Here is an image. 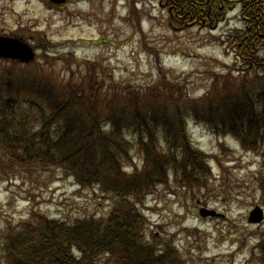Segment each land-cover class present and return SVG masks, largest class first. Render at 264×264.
<instances>
[{
  "label": "rangeland",
  "instance_id": "374dc122",
  "mask_svg": "<svg viewBox=\"0 0 264 264\" xmlns=\"http://www.w3.org/2000/svg\"><path fill=\"white\" fill-rule=\"evenodd\" d=\"M262 7L264 0H0V34L19 31L13 34L36 51L30 63L0 60V81L12 70L13 79L51 93L45 78L55 85L85 78L86 90L78 92L100 85L99 103L113 105L108 111L119 117L134 99L173 124L190 114L184 129L194 153H202L198 184L181 186L171 176L169 185L148 190L139 208L148 220L145 233L159 238L177 264H264V243L253 250L264 241V219L248 221L256 209L264 215V143L248 151L241 141L248 137L254 147L264 137L262 121L228 109L244 106L247 96L259 106L264 92V67L254 65L264 59V33L257 48L250 42L251 17ZM250 47L256 55L245 53ZM69 114L81 123L86 112ZM240 121L245 137L236 135ZM130 141L125 177L140 174L144 161ZM109 211L108 201L61 172L0 176V248L34 215L75 220L106 218ZM7 259L0 253V264Z\"/></svg>",
  "mask_w": 264,
  "mask_h": 264
},
{
  "label": "trees",
  "instance_id": "16d2710c",
  "mask_svg": "<svg viewBox=\"0 0 264 264\" xmlns=\"http://www.w3.org/2000/svg\"><path fill=\"white\" fill-rule=\"evenodd\" d=\"M252 8L256 7L250 6L249 11ZM191 9L194 11L192 4ZM256 13L251 17L256 29L251 31L254 36L250 42L257 48V44L263 42L258 33H264V27H260L264 8L257 9ZM256 52L251 47L245 51L247 55H256ZM44 56L49 60L47 55ZM259 61L257 69H262L264 59L257 58L254 65L258 66ZM88 70V78H94L95 68L90 66ZM12 73L9 71L8 78L0 81L1 178L8 180L10 175L27 177L32 172L36 175L61 172L108 201L110 211L106 218L88 216L75 220L34 215L31 223L11 238L6 250L0 248V253L8 258L6 262L177 264L174 254L165 251L159 238L155 235L147 237L148 220L139 208L147 191L169 185L171 176L180 185L182 183L181 186L198 184V175L203 170L200 165L202 153H194L184 129L190 114L179 116V121L173 124L170 117L146 113L151 108L143 107L138 99H134L125 108L129 111L119 117L108 111L113 105L106 109L99 103L100 85L89 84L86 95L78 92L79 88L86 90L85 78L79 83L55 85L53 79L44 77L51 81L50 93L35 82L26 84L27 81L13 79ZM259 99V106L253 105L247 96L244 106L234 109L228 104V109L237 118H247L248 113L254 119L259 117L262 125L258 130L264 132V92ZM75 108L86 112L81 123L69 117V111ZM178 113L181 114L180 109ZM239 127L236 135L245 137L243 122H239ZM130 137L136 141L135 146L144 161L140 174L135 172V176L125 177L122 160L133 161L129 155L132 150L129 149ZM241 141L245 149L255 151L262 148L256 146L264 143V137L253 141L254 147L249 144L248 137ZM161 145L166 147L164 154L159 151ZM262 154L264 156L263 148ZM263 243L262 240L253 250Z\"/></svg>",
  "mask_w": 264,
  "mask_h": 264
},
{
  "label": "water",
  "instance_id": "95a60500",
  "mask_svg": "<svg viewBox=\"0 0 264 264\" xmlns=\"http://www.w3.org/2000/svg\"><path fill=\"white\" fill-rule=\"evenodd\" d=\"M0 58L17 60L21 63H30L35 60L34 49L21 38L0 36ZM262 212L259 209L253 211L249 221L258 223L262 220Z\"/></svg>",
  "mask_w": 264,
  "mask_h": 264
},
{
  "label": "flooded vegetation",
  "instance_id": "af4514ba",
  "mask_svg": "<svg viewBox=\"0 0 264 264\" xmlns=\"http://www.w3.org/2000/svg\"><path fill=\"white\" fill-rule=\"evenodd\" d=\"M2 33H4V32H2ZM11 33H19V31H15V32H11ZM12 36H15V37H21V36H18V35H16V34H11Z\"/></svg>",
  "mask_w": 264,
  "mask_h": 264
}]
</instances>
